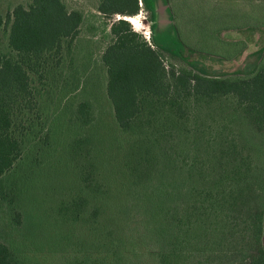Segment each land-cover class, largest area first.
<instances>
[{
	"label": "rangeland",
	"instance_id": "obj_1",
	"mask_svg": "<svg viewBox=\"0 0 264 264\" xmlns=\"http://www.w3.org/2000/svg\"><path fill=\"white\" fill-rule=\"evenodd\" d=\"M31 2L0 0V55L9 52L8 15ZM63 2L84 21L61 66L33 76L37 120L3 179L0 242L34 264H160L170 252L177 264H248L258 247L254 214L264 211V134L232 97L178 129L164 118L146 134L124 133L102 61L123 17L99 13V0ZM157 11L161 30L211 75L264 65V0H158ZM124 19L151 42L149 12ZM160 54L167 70L191 69ZM83 103L89 115L78 112Z\"/></svg>",
	"mask_w": 264,
	"mask_h": 264
},
{
	"label": "trees",
	"instance_id": "obj_2",
	"mask_svg": "<svg viewBox=\"0 0 264 264\" xmlns=\"http://www.w3.org/2000/svg\"><path fill=\"white\" fill-rule=\"evenodd\" d=\"M157 2L99 0V13L110 18L115 15L123 17L112 23L113 41L102 56L108 73L107 92L120 129L138 136L146 134V130L156 127L164 118L178 129L184 120L194 117L196 110L232 97L239 111L264 134V65L256 66L242 77H228L222 73L211 75L190 58L193 51L177 36L161 30L157 20L158 15L161 17L163 14H158ZM143 9L156 22L151 42L134 31L129 21L124 19L136 17ZM83 21L84 15L79 11H69L63 0H32L28 8L19 5L8 15L9 52L0 55L2 198L7 196L3 179L22 158L33 132V123L37 120L34 110L39 91L35 88L33 76L44 77L61 66L64 52L71 51ZM160 51L172 53L191 69L167 70ZM80 106L78 112L86 115L88 109L89 115L90 105L83 103ZM83 118V122L88 124L89 116ZM15 216L16 223L20 224L19 214L15 213ZM253 229L258 247L248 264H264V211L254 214ZM178 257L175 252L163 253L159 256L160 264H177ZM104 260L106 264L107 257ZM115 260V264H137L133 258ZM0 264L34 262L0 242Z\"/></svg>",
	"mask_w": 264,
	"mask_h": 264
},
{
	"label": "bare ground",
	"instance_id": "obj_3",
	"mask_svg": "<svg viewBox=\"0 0 264 264\" xmlns=\"http://www.w3.org/2000/svg\"><path fill=\"white\" fill-rule=\"evenodd\" d=\"M129 20H131V21H132V19H129Z\"/></svg>",
	"mask_w": 264,
	"mask_h": 264
},
{
	"label": "water",
	"instance_id": "obj_4",
	"mask_svg": "<svg viewBox=\"0 0 264 264\" xmlns=\"http://www.w3.org/2000/svg\"><path fill=\"white\" fill-rule=\"evenodd\" d=\"M162 13V12H161ZM126 20V19H125ZM128 21V20H127Z\"/></svg>",
	"mask_w": 264,
	"mask_h": 264
}]
</instances>
